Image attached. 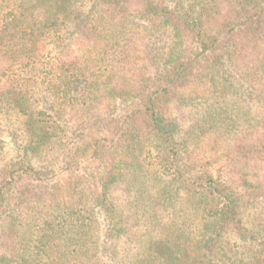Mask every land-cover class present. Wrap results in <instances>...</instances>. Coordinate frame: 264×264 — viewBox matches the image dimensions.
Listing matches in <instances>:
<instances>
[{"label":"trees","instance_id":"obj_1","mask_svg":"<svg viewBox=\"0 0 264 264\" xmlns=\"http://www.w3.org/2000/svg\"><path fill=\"white\" fill-rule=\"evenodd\" d=\"M6 122L24 139L0 173V264H264L240 219L264 199V0H0ZM181 194L197 217L161 227Z\"/></svg>","mask_w":264,"mask_h":264},{"label":"rangeland","instance_id":"obj_2","mask_svg":"<svg viewBox=\"0 0 264 264\" xmlns=\"http://www.w3.org/2000/svg\"><path fill=\"white\" fill-rule=\"evenodd\" d=\"M163 43V42H160ZM161 46V45H160ZM236 85H239L236 83ZM207 89V86L205 84V81L203 80L200 82L198 86V90H203ZM256 88H260L259 85H256ZM181 102V101H180ZM239 105H242L241 101L239 102ZM39 106V105H38ZM37 106V107H38ZM168 116L175 121V124L179 127V129L182 130L183 136L186 138H190V123H191V118H190V102L187 104H181L177 99H175L168 108ZM23 129L24 127L21 124H11V123H4V126L1 128L0 131V138L4 142V150L2 153H0V173L3 169H5L6 164L9 163L11 158H14L17 156L18 151L20 150L21 146L17 148L18 145L23 143L24 139V134H23ZM74 132V131H73ZM75 136L72 137L76 142H81V137L78 134V132H74ZM72 139V140H73ZM81 143H76V146L80 145ZM65 158V157H64ZM67 159H71L69 154L66 156ZM144 158L142 165L150 167V162L152 161L151 158L145 159V155L142 156ZM73 161V160H72ZM78 167L76 163H67L64 165V170L62 169L60 171V176L59 179L62 180V182L68 180L67 176V168L69 167ZM95 166L94 163H90L85 161L82 163L81 167L78 168V172L75 174V176L72 177L71 180L73 182L80 180H83V176L85 177L86 175H82L83 173H89L92 172V168ZM82 168V169H81ZM85 170H84V169ZM150 169H152L150 167ZM82 171V172H81ZM155 173V171H153ZM138 174V173H137ZM137 174H129L128 177L124 182H121L118 184L119 190L121 189L123 191V188H125L126 184H132L133 180L136 181ZM138 184L142 182V184L145 186H154L155 181L152 180V177H147L146 179L144 178L142 180V177L137 180ZM53 184V183H52ZM119 192L118 193V198L119 202L123 205H125L126 210L125 213L128 214L130 211L128 210V200H125L123 198V193ZM195 204L194 202L190 199L188 200L184 194L180 195V198L176 200L173 205H171L168 209V211L161 210L158 207V214H159V223L163 225H169L173 221L174 222H185L187 224H190L193 220V217H197V213L195 212ZM177 213V214H176ZM196 213V216H195ZM241 223L243 226H246L248 229L254 231V232H259L264 236V199H259L258 201H255L251 204H249L247 207L242 208L241 210ZM162 222V223H161ZM168 222V223H167ZM136 232H131V234L136 233V238H140L141 232L135 230ZM227 238L223 242V245L225 246L224 249L232 247L233 251H229V253L235 255V257H241V252H239L238 248L235 247V244H240L242 243L241 237L237 235L235 232H228L226 235ZM116 241V240H114ZM238 250V252H237ZM225 250L220 249V253L223 254ZM228 252V250H227ZM225 257V254L223 255Z\"/></svg>","mask_w":264,"mask_h":264}]
</instances>
